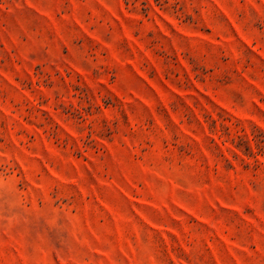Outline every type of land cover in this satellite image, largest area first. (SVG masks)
Instances as JSON below:
<instances>
[{
    "label": "rangeland",
    "instance_id": "1",
    "mask_svg": "<svg viewBox=\"0 0 264 264\" xmlns=\"http://www.w3.org/2000/svg\"><path fill=\"white\" fill-rule=\"evenodd\" d=\"M0 264H264V0H0Z\"/></svg>",
    "mask_w": 264,
    "mask_h": 264
}]
</instances>
